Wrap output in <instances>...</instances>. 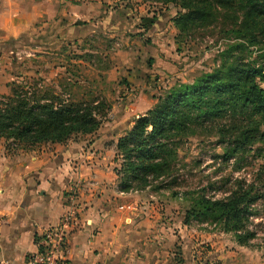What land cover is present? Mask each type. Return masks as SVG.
Here are the masks:
<instances>
[{
    "label": "trees",
    "instance_id": "trees-1",
    "mask_svg": "<svg viewBox=\"0 0 264 264\" xmlns=\"http://www.w3.org/2000/svg\"><path fill=\"white\" fill-rule=\"evenodd\" d=\"M157 1L183 10L173 20L177 39L221 20L227 25L223 33L234 42L226 46L215 69L190 84L177 83L167 89L116 141L113 163L118 167L113 172L121 193L139 192L158 182L157 189L166 187L173 176L178 146L193 138L198 127L215 121L246 122L232 126L239 133L224 159L253 145L264 153V0ZM18 40L26 41L23 47L34 42L27 36ZM41 83L39 78L13 81L8 85L10 94L0 98V139L9 152H29L44 144H64L73 137L92 135L108 113L103 99L73 100L64 87L55 92ZM223 129L220 136L226 132ZM172 183L177 185L175 180ZM260 200L264 195H258L253 184L235 181L221 199L205 193L190 199L182 224L214 225L216 231L231 234L238 244L247 246L256 237L249 227Z\"/></svg>",
    "mask_w": 264,
    "mask_h": 264
},
{
    "label": "rangeland",
    "instance_id": "rangeland-1",
    "mask_svg": "<svg viewBox=\"0 0 264 264\" xmlns=\"http://www.w3.org/2000/svg\"><path fill=\"white\" fill-rule=\"evenodd\" d=\"M105 5H109L107 10H119L114 17L107 15L106 10L104 19L96 23L90 20L94 27L87 26V30L72 28L52 37L41 36L43 40L34 36L37 40L28 47H23L26 41L22 40L0 43V50L4 51L0 77L1 84L6 85L5 89L0 87V98L10 94L13 81L39 78L41 85L55 92L64 87L73 100L103 99L109 106L98 131L73 137L66 143L84 141L87 145L98 135L110 136L111 143L117 141L167 89L177 83L190 84L215 69L226 46L234 42L223 33L227 25L221 20L218 25L195 28L177 39L173 20L183 10L174 4L113 0ZM71 80L78 84L72 85ZM245 123L244 119H235L233 125L225 120L198 127L194 137L176 149L178 158L173 176L164 184L167 186L157 189L158 182L142 191L167 205L168 219H175L176 213L184 216L190 199L200 193L215 199L225 197L235 181L253 184L256 193L264 195V153L260 146H249L227 160L223 157L227 149L233 148L239 133H234L232 126ZM222 127L226 131L224 137L219 134ZM113 158L114 154L112 161ZM114 167L118 164L113 163ZM174 180L177 185L172 183ZM253 210L256 216L249 229L255 230L256 237L249 246L263 248L264 200ZM190 224L210 231L217 228L195 221Z\"/></svg>",
    "mask_w": 264,
    "mask_h": 264
},
{
    "label": "crops",
    "instance_id": "crops-1",
    "mask_svg": "<svg viewBox=\"0 0 264 264\" xmlns=\"http://www.w3.org/2000/svg\"><path fill=\"white\" fill-rule=\"evenodd\" d=\"M112 1L0 0V43L87 30ZM117 10L110 7L107 15ZM3 58L0 50V71ZM110 139L98 135L87 145L69 141L30 152H9L0 139V263L26 264L43 230L78 210L65 264H264L262 247L184 225L183 214L168 219L167 205L147 189L118 192L111 159L116 139Z\"/></svg>",
    "mask_w": 264,
    "mask_h": 264
},
{
    "label": "built area",
    "instance_id": "built-area-1",
    "mask_svg": "<svg viewBox=\"0 0 264 264\" xmlns=\"http://www.w3.org/2000/svg\"><path fill=\"white\" fill-rule=\"evenodd\" d=\"M78 210H71L56 225L45 228L35 239L37 251L27 257L26 264H65L68 230L76 223ZM0 264H11L6 261Z\"/></svg>",
    "mask_w": 264,
    "mask_h": 264
}]
</instances>
